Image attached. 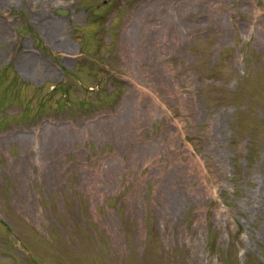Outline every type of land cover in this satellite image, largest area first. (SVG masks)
I'll use <instances>...</instances> for the list:
<instances>
[{
  "label": "rangeland",
  "instance_id": "374dc122",
  "mask_svg": "<svg viewBox=\"0 0 264 264\" xmlns=\"http://www.w3.org/2000/svg\"><path fill=\"white\" fill-rule=\"evenodd\" d=\"M0 264H264V0H0Z\"/></svg>",
  "mask_w": 264,
  "mask_h": 264
},
{
  "label": "bare ground",
  "instance_id": "6f19581e",
  "mask_svg": "<svg viewBox=\"0 0 264 264\" xmlns=\"http://www.w3.org/2000/svg\"><path fill=\"white\" fill-rule=\"evenodd\" d=\"M27 68L34 67V61L31 58L25 60Z\"/></svg>",
  "mask_w": 264,
  "mask_h": 264
}]
</instances>
